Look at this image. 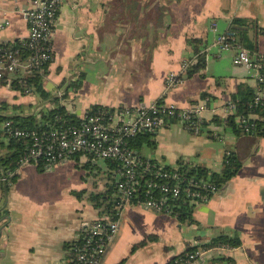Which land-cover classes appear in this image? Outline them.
<instances>
[{"label": "crops", "instance_id": "crops-1", "mask_svg": "<svg viewBox=\"0 0 264 264\" xmlns=\"http://www.w3.org/2000/svg\"><path fill=\"white\" fill-rule=\"evenodd\" d=\"M32 6V0H0V44L28 36L25 12ZM236 17L258 22L263 33L256 44L264 57V0H61L51 40L53 60L43 81L50 98L0 82L3 116L39 118L43 109L62 107L82 119L96 106L116 110L160 100L182 109L203 108L206 125L199 133L170 120L153 136L155 147L144 145L139 155L171 168L185 161L213 173L222 172L229 152L242 161L236 177L195 206L190 222L125 204L120 230L102 264H170L189 248L222 235L238 238L240 246L215 250L195 264H264V138L234 133L225 123L234 114L230 107L240 86L258 85L255 70L234 64L238 49L222 50L217 44ZM188 39L203 46L206 67L186 78L199 56ZM184 68L182 81L166 92L168 75ZM2 126L0 142H5ZM90 162L94 171L77 169ZM38 166L19 168L13 185L0 188V264H74L69 246L81 239L85 224L109 219L74 194L102 193L118 180L105 161L80 155L46 166L49 175L67 170L73 176L55 193L31 190V178L44 172Z\"/></svg>", "mask_w": 264, "mask_h": 264}, {"label": "built area", "instance_id": "built-area-1", "mask_svg": "<svg viewBox=\"0 0 264 264\" xmlns=\"http://www.w3.org/2000/svg\"><path fill=\"white\" fill-rule=\"evenodd\" d=\"M32 8L25 12L29 20V34L22 39L23 45L32 51L23 59L20 50H5L0 47V82L8 85L16 75L21 78L32 74L41 64L52 56L51 40L58 20L61 0H32ZM8 25V22L5 23ZM4 24H0V30ZM227 36L221 35L217 44L222 50L230 49ZM236 66H246L255 70L257 84L264 83V74L260 71L264 57L251 56L248 50L238 48L234 57ZM185 68L180 73L171 72L166 79V92L178 85L185 75ZM22 86L24 85L23 82ZM264 100V90H258L255 102ZM203 108L182 109L163 100L138 107H123L116 110L109 108L86 114L77 124H69L48 131L12 130L11 122L4 124L5 133L12 138L29 139L31 145L20 156L19 167L14 173L0 174V188L13 185V177L19 168L45 162L48 168L56 166L78 155L93 160H115L120 162L117 188L122 194L123 205L130 204L138 197V191L145 181V197L140 205L158 213L171 214L168 201L187 193L196 202L206 203L209 199L201 191L181 186L179 175L166 169L163 164L143 162L140 155L129 147V139L147 132H157L168 124L169 119L179 121L185 128L199 133L202 125ZM249 132V128H245ZM211 187V192H215ZM122 213V212H121ZM120 213V216H121ZM120 230L119 221L102 219L86 223L82 230V244L76 249L74 264H102L108 245ZM231 247L221 245L212 248L198 246L197 249L172 260V264H195L215 250L223 251Z\"/></svg>", "mask_w": 264, "mask_h": 264}, {"label": "trees", "instance_id": "trees-1", "mask_svg": "<svg viewBox=\"0 0 264 264\" xmlns=\"http://www.w3.org/2000/svg\"><path fill=\"white\" fill-rule=\"evenodd\" d=\"M143 1V0H141ZM153 2V0H146ZM184 0H171V2H182ZM169 5V4H166ZM165 9V6H163ZM166 10H163V12ZM154 15H161L159 12L155 14V11L152 12ZM162 18V17H161ZM263 33V30L258 26V22L249 18L236 17L232 20L228 31L225 33L227 36V43L230 48H244L248 50L251 56H259L257 49L256 40L257 37ZM188 45L193 47L196 52L199 54L198 61L196 64H193L187 70L186 78L192 77L194 74L200 72L206 67V56L200 54L201 46L199 40L188 39ZM5 50H20V55L23 59L32 54V51L29 50L26 46L23 45L22 40H16L13 43L0 44ZM53 60V53L51 59L47 62L41 64V66L32 71V74L26 76V78H21L19 75H16L12 78L10 86L15 90L22 92L23 94L34 93L47 100L50 98L43 88V81L49 71V66ZM262 73V69L260 71ZM263 74V73H262ZM6 82V81H3ZM23 82V86L22 83ZM7 83V82H6ZM258 90H264V83L258 84L256 88H252L249 85H241L239 91L236 95L233 96L232 107L234 114L229 115L225 123H227L228 128L237 134H245L247 136H255L259 138H264V100L256 104L255 98ZM7 108L6 104L2 105V109ZM106 109L103 106H96L88 114L97 112L98 110ZM80 119L75 118L72 115H69L64 108L57 107L52 110L43 109L40 112L39 118L37 116H3L0 114V127L7 122H11L12 130H37V131H48L51 129L59 128L61 126H66L69 124H77ZM175 120V119H169ZM206 125V122L203 120L200 130ZM2 126V127H3ZM245 128H249V132L245 131ZM192 131V130H191ZM4 136L6 141L0 142V149L3 154L0 156V174L4 173H14L19 167L20 156L23 151L31 145L29 139L25 138H12L5 133L3 129ZM157 132H147L139 134L134 138L129 139V147L136 152L144 145H149L155 147L156 141L153 139V136ZM0 136L2 133L0 132ZM80 155L74 157L79 158ZM142 158V157H141ZM143 162H149L151 164H161L157 161H150L145 158H142ZM110 170H113L115 173L121 168V164L115 160H106L105 161ZM164 165V164H163ZM46 164L43 161L39 162L38 168L40 171H44ZM166 169L171 172H175L179 175V180L183 188L190 187L192 190H199L201 194L207 196L208 199L218 192L223 186L227 185L240 171L242 168V161L239 157L232 152L226 156L224 161V167L221 173L210 172L207 168L196 166L191 167L185 161H182L178 168H171L166 166ZM13 177V182L15 181ZM145 181L142 182V186L138 191V197L131 200L130 204H139L144 200L145 197ZM211 187H215L216 191L211 192ZM9 188V186H5ZM78 198L86 197L89 200L94 208L99 210L102 214H105L109 217L111 221H117L120 219V213L123 208V198L122 194L117 188V181H113L108 184L106 191L102 193H89L88 191H79L74 192ZM201 200L196 202L193 198H190L187 193H182L179 198H170L168 204L172 210V215L176 216L182 222L192 221V213L196 205L201 204ZM83 239H81L73 244H70L69 250L72 253L73 261L76 249L82 244ZM241 242L236 237L229 236H219L210 243L200 245L205 248H212L215 246L227 245L232 248L240 246ZM197 247L189 248L186 252L182 253L179 256H182L188 252H191ZM172 264V262L170 263Z\"/></svg>", "mask_w": 264, "mask_h": 264}, {"label": "rangeland", "instance_id": "rangeland-1", "mask_svg": "<svg viewBox=\"0 0 264 264\" xmlns=\"http://www.w3.org/2000/svg\"><path fill=\"white\" fill-rule=\"evenodd\" d=\"M91 163L93 162L80 164V166L79 164H77L76 166L78 170H84V172L89 173L91 171H94L96 167L94 164H91ZM46 172H48V169L40 173V176L31 178L29 182L30 185L33 186L31 190L55 193V192L62 191L65 187L69 186L70 182H68V177L71 176V172L67 173V170H65L64 173L58 172L55 175H52V174L49 175ZM71 178H73V176H71Z\"/></svg>", "mask_w": 264, "mask_h": 264}, {"label": "water", "instance_id": "water-1", "mask_svg": "<svg viewBox=\"0 0 264 264\" xmlns=\"http://www.w3.org/2000/svg\"><path fill=\"white\" fill-rule=\"evenodd\" d=\"M53 168V167H52ZM48 169V168H47Z\"/></svg>", "mask_w": 264, "mask_h": 264}]
</instances>
